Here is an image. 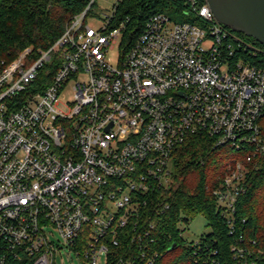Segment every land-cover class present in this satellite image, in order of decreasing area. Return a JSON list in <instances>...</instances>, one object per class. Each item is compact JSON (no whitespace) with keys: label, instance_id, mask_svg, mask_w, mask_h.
Here are the masks:
<instances>
[{"label":"built area","instance_id":"1","mask_svg":"<svg viewBox=\"0 0 264 264\" xmlns=\"http://www.w3.org/2000/svg\"><path fill=\"white\" fill-rule=\"evenodd\" d=\"M120 1L99 28L86 22L91 0L48 50L0 63V264H55L59 241L82 264L107 262L128 226L132 243H152L155 224L131 218L168 187L172 155L191 136L244 155L213 191L225 215L245 191L244 164L264 155V51L218 23L206 0H184L191 23L151 15L123 47L125 23L112 27ZM44 70L49 83L35 85ZM141 256L154 264L158 253Z\"/></svg>","mask_w":264,"mask_h":264},{"label":"trees","instance_id":"2","mask_svg":"<svg viewBox=\"0 0 264 264\" xmlns=\"http://www.w3.org/2000/svg\"><path fill=\"white\" fill-rule=\"evenodd\" d=\"M90 2L0 0V63L13 61L26 48L33 49L34 57L48 50ZM198 2L205 4V0ZM94 5L95 2L87 13ZM188 10L184 0H121L116 5L112 27L125 23L122 45L129 48L151 15L166 13L181 19ZM235 34L264 51L253 38ZM49 77L44 70L35 85L44 83L42 87H45ZM243 159V154L227 147L214 148L205 136L187 138L172 155L168 187L155 191L146 206L139 210L138 219L131 218V223L135 220H141V225L154 223V241L132 243L133 229L128 226L123 233L125 237L119 236V245L108 246L106 264H121L129 254L135 258V264H146L141 252L148 247L150 252L158 253L154 264H264V155L253 163L244 164L247 169L245 191L237 198L234 212L222 214L213 194L223 184L228 165L233 160ZM165 205L169 209L163 214L154 211ZM196 215L206 219L210 233L199 236V244L193 246L182 236L184 228L181 226ZM213 252L216 255H212Z\"/></svg>","mask_w":264,"mask_h":264},{"label":"rangeland","instance_id":"3","mask_svg":"<svg viewBox=\"0 0 264 264\" xmlns=\"http://www.w3.org/2000/svg\"><path fill=\"white\" fill-rule=\"evenodd\" d=\"M117 0H95V5L92 7L90 14L87 16L86 22L91 27L97 29L102 25L101 18L105 14H109L112 12L114 5ZM171 17L172 21L175 23H191L193 22L194 16L189 14L181 19H175L173 16ZM119 42L114 44L112 48H110L106 55V61L113 67H117L120 59V47ZM67 97H70V93L67 94ZM206 219L202 215H196L193 219L189 220L187 225H182L181 228H184L183 237L187 241H193L195 238L210 233V228L206 226ZM55 240H59L57 233L52 228H49ZM60 247L61 250L55 253V264H82L84 260L82 257H77L76 253L71 249L66 247L61 241ZM99 264H106V258L104 256L100 257Z\"/></svg>","mask_w":264,"mask_h":264},{"label":"water","instance_id":"4","mask_svg":"<svg viewBox=\"0 0 264 264\" xmlns=\"http://www.w3.org/2000/svg\"><path fill=\"white\" fill-rule=\"evenodd\" d=\"M216 21L264 47V0H206Z\"/></svg>","mask_w":264,"mask_h":264}]
</instances>
